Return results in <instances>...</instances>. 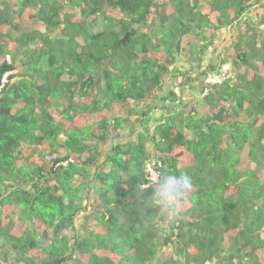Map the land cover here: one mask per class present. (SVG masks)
<instances>
[{
	"label": "trees",
	"instance_id": "1",
	"mask_svg": "<svg viewBox=\"0 0 264 264\" xmlns=\"http://www.w3.org/2000/svg\"><path fill=\"white\" fill-rule=\"evenodd\" d=\"M252 1L264 11V0H0V56L16 45L0 77L18 72L0 94V264H264V41L247 24L232 47L234 66L246 69L232 83L193 85L198 100L194 77L182 80L191 68L174 66L250 17ZM15 3L46 32L6 19ZM196 72L203 81L217 70ZM148 96L161 102L150 131ZM94 123L100 135L88 140L82 130ZM114 133L100 161L93 149ZM154 159L156 184L144 171ZM160 191L179 202L169 228L160 226ZM9 206L20 208L17 222Z\"/></svg>",
	"mask_w": 264,
	"mask_h": 264
},
{
	"label": "rangeland",
	"instance_id": "2",
	"mask_svg": "<svg viewBox=\"0 0 264 264\" xmlns=\"http://www.w3.org/2000/svg\"><path fill=\"white\" fill-rule=\"evenodd\" d=\"M158 1H161V0H158ZM165 2H168L169 0H163ZM67 2V1H66ZM252 5H251V12H250V17L246 18L245 22L246 24H251L254 26V30L256 31V33L258 34L257 35V44L259 45V43L261 41H264V21L260 19L261 16L264 15V11H261V6L262 5H258V4H255V1H252ZM67 5V4H65ZM60 7V8H64L62 10V13L63 11L64 12H68L69 11V8L67 7ZM61 6V5H60ZM16 8H18V6H16ZM17 10V9H16ZM15 10V11H16ZM253 10V11H252ZM35 11V10H34ZM234 11V10H233ZM47 12V11H46ZM45 12V13H46ZM48 13V12H47ZM76 13V12H75ZM104 14L106 15H111V16H114L115 18L117 19H120L122 17V15L120 14V12L118 10H115L111 7H107V9L104 11ZM229 16H227V21H230L231 20V14L229 13L228 14ZM256 15H259L260 17L257 18ZM6 19H9L11 20V16L10 14L6 16ZM20 19H23L22 17H20ZM75 19V16L72 20ZM243 19V18H242ZM71 20V21H72ZM90 20V19H89ZM74 22V21H73ZM245 22L243 21H240V24L239 23H236L233 24L230 28V29H226V30H220L216 33L213 34V39H214V42H213V45L211 46V49L203 56H199L197 54H195L194 56L190 57V60L193 62L191 65L189 64V60L188 59V56H189V53L188 51L187 52H183V53H180L179 56L177 57L176 59V62L174 64V66H176L177 68H180L181 70L183 69H187V68H191V71L192 73H190L189 75L191 76H196V71H198L197 69H195V67L199 64L200 66V69L201 68H204L205 66H207L208 64H213L215 65L216 69H218L222 74H224V78H226V80L228 82H232L233 78L235 77V74L237 73H241L242 72V69H246L245 67L243 68L242 66H240L239 68L234 66V64L232 63V61L236 58L235 54L232 53V50H233V43L238 39V38H241L242 34H248L247 33V30H248V25H245ZM216 23V21L214 22V24ZM232 22H230L231 24ZM229 25V24H228ZM29 28L26 27V29H33L31 24H28ZM35 29L36 30H39L41 31L42 33H45L46 30H45V27L41 24V23H37V25H34ZM253 33V32H252ZM50 37L51 40H55V38L57 36H60V30L59 29H55L51 34L48 35ZM157 38V37H156ZM244 39H246V36L244 37ZM155 41H157V39H155ZM6 48V47H5ZM212 52V53H215V55H220L222 54V59L219 60L218 57H215L214 54H211L213 55L210 56L209 52ZM253 53H250L248 52V56H251ZM257 59V58H255ZM196 60L199 61L200 63L196 64ZM255 64H256V61H254ZM116 68V66H115ZM192 68H194L192 70ZM117 69V68H116ZM235 72V73H234ZM183 79H187V76ZM187 81V80H186ZM24 83V82H23ZM26 84V83H24ZM193 80L190 82V87H189V90H190V93H191V96L196 98L197 100L199 99L200 97V88L198 86H193ZM195 84L198 85V82L196 81ZM201 85H204V80L201 81ZM183 91H181L179 94H184L185 95V98L187 97V92H186V89L185 88H182ZM148 102H146L148 104V107L150 108V112L152 114V116H149V126H146V130H153V128L155 127V123H153L155 120L154 118L156 119H159L160 115H161V110L159 108H157L158 106H160L161 102H159L157 100V98H153L152 96H148L147 99H146ZM143 104L145 103H137L136 106L140 105V108L141 106L143 107ZM133 106L135 107V104H133ZM140 108H136V111H139ZM141 119V118H140ZM146 119V118H145ZM139 121V126H142V125H146L145 123H141L140 121L141 120H138ZM122 122V121H121ZM119 123V125H121L122 127H124V124L126 122H122V123ZM130 126L134 125V123L132 121L129 122ZM147 124V125H148ZM130 126H128L124 131H123V135H120L118 136V141L119 142H122L125 140V136H124V133L126 132H129L130 131ZM134 127V126H133ZM139 128H137V134H139ZM144 129V127H141V130ZM135 133V134H136ZM82 134L84 136H88V140H90L93 136H99L100 135V128H99V124L98 123H94L91 127H85L83 130H82ZM135 134L134 135H130V139H133L135 138ZM144 134V137H143V142L145 143V145L147 146V148H151L150 146V142L151 139L149 137L146 136L145 133ZM128 135V133H126V136ZM114 136L117 137V135L114 133L113 135H110L107 139V141L103 142V143H99L100 146L98 148H95L93 150H97L98 152H100L101 156L99 157V160L102 161L106 154H107V151L110 150V146L113 142V139H114ZM149 138V139H148ZM138 139L140 138H137V139H133L132 142H135V144H131V147L132 148H135L137 147V142H138ZM96 141H92V143L94 145H97L96 144ZM98 142V141H97ZM142 143V141H141ZM91 145V144H90ZM144 145V147L146 148V146ZM92 147V145L90 146ZM89 147V148H90ZM89 148H85V150H88ZM91 149V148H90ZM87 154V153H86ZM85 154V155H86ZM84 155V154H83ZM40 160V157L37 156L36 159H35V162L34 164ZM31 170H32V166L30 167V169L27 170V173L28 175H31ZM20 176V175H19ZM20 178H22L20 176ZM27 181H29L28 179H25ZM25 187H27L25 185ZM24 188V186H23ZM161 197L165 198V200L168 201V203H173L174 202V198L172 197H169V198H166L163 194H161ZM15 200H11V201H5L6 204L8 203H11V202H14ZM87 209H88V213H91L93 210L87 206ZM9 210L13 213L14 215V221L17 222L20 218V214L22 213L20 208H18V206H9ZM86 215H89V214H86ZM163 215L167 218H169V215L167 213V211L164 210V213ZM83 212H80L77 214V218L79 219L77 221V226L81 227L82 226V221L83 220ZM177 219H173L172 222H176ZM87 223V222H86ZM264 236V234H263ZM264 238V237H263Z\"/></svg>",
	"mask_w": 264,
	"mask_h": 264
},
{
	"label": "clouds",
	"instance_id": "3",
	"mask_svg": "<svg viewBox=\"0 0 264 264\" xmlns=\"http://www.w3.org/2000/svg\"><path fill=\"white\" fill-rule=\"evenodd\" d=\"M8 1H10V0H8ZM263 4V2H260V5H262ZM19 5V3H15V6H12V9H13V11L11 12V20H12V17L14 18V17H16L17 18V20H15V21H18L19 22V26H22V28H23V30L24 31H33V30H35V31H39V30H36L35 29V27H34V25H37V23H41V22H39L38 20H35L36 18H34V19H28L29 17H26V16H17V14L15 13L16 11V6H18ZM39 6V5H38ZM38 6L37 7H35L34 9H33V13H35L37 10H38ZM263 6V5H262ZM68 8V7H67ZM259 9H261V8H259ZM35 10V11H34ZM262 10V9H261ZM69 11H71V9H69ZM68 11V12H69ZM263 11V10H262ZM64 12V11H63ZM73 12V11H72ZM76 12V11H75ZM20 17H22L23 19H20ZM38 19V18H37ZM246 20V19H245ZM245 20H243L242 18H241V20L240 21H243V22H245ZM240 21H234V23H232V24H230L229 26H226L225 28H222V30L224 29V30H226V29H230V28H232L231 26L233 25V24H235V22L236 23H239L240 24ZM28 24H31V26H32V28L33 29H26V27H28L29 28V26H28ZM42 24V23H41ZM44 27H45V25L44 24H42ZM245 25H247L246 24V22H245ZM251 25H252V23H251ZM45 30H46V27H45ZM218 32V31H217ZM216 33V32H215ZM213 34L214 33H212L211 34V37L213 38ZM244 34H242V36H243ZM239 39V38H238ZM237 39V40H238ZM213 42H214V39H213ZM213 42L203 51V53H202V55L204 56L210 49H211V46L213 45ZM233 45H234V43H233ZM234 47V46H233ZM15 48H16V45L13 47V49L11 50V51H7V48H5V54L3 55V56H0V63L1 62H6V63H11L12 62V60H13V56H12V54H11V52H13L14 50H15ZM31 49H32V47H30ZM193 48H197V45L195 46V47H193ZM188 51V53H189V56H188V59L187 60H189V64L191 65L193 62L190 60V57H191V49L190 48H188V49H186L185 51H184V53L185 52H187ZM183 53V52H182ZM232 53H234V52H232ZM209 54H210V56H212L213 57V55H211V54H214L215 55V53H212L211 51L209 52ZM235 54V53H234ZM195 55V54H194ZM197 55H199V54H197ZM202 55H199V56H202ZM179 56V55H178ZM177 56V57H178ZM222 54H220V55H215V57H218L219 58V60H221L222 59ZM236 56V55H235ZM21 57V55H18V57L16 58V59H18V58H20ZM214 58V57H213ZM235 60V59H234ZM233 60V61H234ZM233 61H232V63H233ZM198 63H200L199 61H197L196 60V64H198ZM179 70H181L180 68H178ZM194 69V68H193ZM192 69V70H193ZM195 69H197V70H199L200 69V66H199V64L195 67ZM184 70V69H183ZM186 70V69H185ZM217 70V72L215 73V74H210V75H208L206 78H205V80H204V85L203 86H206V87H208V86H213V85H220L221 83H223L224 81H227L226 80V78H224V74H222L221 75V73H220V71L218 70V69H216ZM23 71V70H22ZM21 71V72H22ZM18 72H17V70H13V71H6V72H4L2 75H1V77H0V94H2V90L5 88V86L6 85H8L10 82H11V80H10V77L12 76V75H14V74H17ZM23 73H25L26 75H25V77L27 78V79H29L30 81H32V82H36L37 83V79L36 78H31L30 76L31 75H28L27 74V70L26 71H24ZM191 73H192V71H191ZM235 73V72H234ZM196 75H197V72H196ZM192 76V75H191ZM33 77H35V75H33ZM188 77H190V75H187V78ZM194 78H193V84L192 85H197V84H195V82L197 81L198 82V85H201V80H200V78L198 77V75H197V77L196 76H193ZM20 79V77H13L12 78V82L13 81H16V80H19ZM183 81H184V79H182ZM234 81V78H233V80H232V82ZM228 82V81H227ZM232 82H228V83H232ZM184 83V82H183ZM183 88H185V87H183ZM186 89V88H185ZM187 90V89H186ZM180 93V92H179ZM178 93V94H179ZM180 95V94H179ZM187 98V97H186ZM185 97H184V99H186ZM161 167V163H160V161L158 160V159H154V160H150V161H148L146 164H145V169H144V171H145V176H146V178L148 179V180H150V182H152L153 184H156V183H158L159 182V177H160V174H159V172L156 170V168H160ZM17 181H20V180H17ZM158 189H160V187L158 186ZM161 194H163L166 198H169V197H172V198H174V202L173 203H168V201L167 200H165V198H163V197H161ZM159 196L161 197V199H160V202H162L163 204H164V207H163V209H162V214H161V216H163V221H161L160 222V226L161 227H166V228H169L170 227V225L173 223L172 222V220L173 219H176L177 217H178V212H177V207H178V204H179V202H178V198L177 197H174V196H171L170 194H166L165 192H162V191H160V194H159ZM164 210L165 211H167V213H168V215H169V218H167L166 219V217L163 215V213H164ZM159 238V241H160V244H162V242H163V240H164V236H163V234H161L160 233V236L158 237ZM161 248H163V247H161ZM163 251H168V253H170V252H172V250H171V247H167V248H165ZM163 251H161L160 250V253H163ZM175 259H176V257H175ZM179 261L181 262L182 261V259H179ZM191 264H193V263H191ZM205 264H210L209 262H206Z\"/></svg>",
	"mask_w": 264,
	"mask_h": 264
},
{
	"label": "water",
	"instance_id": "4",
	"mask_svg": "<svg viewBox=\"0 0 264 264\" xmlns=\"http://www.w3.org/2000/svg\"><path fill=\"white\" fill-rule=\"evenodd\" d=\"M127 37H128V34L125 35V38H127Z\"/></svg>",
	"mask_w": 264,
	"mask_h": 264
}]
</instances>
